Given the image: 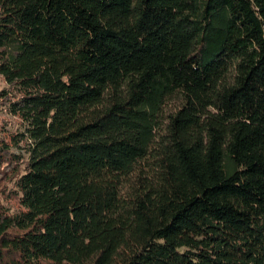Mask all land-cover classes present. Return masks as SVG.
<instances>
[{
	"label": "trees",
	"instance_id": "16d2710c",
	"mask_svg": "<svg viewBox=\"0 0 264 264\" xmlns=\"http://www.w3.org/2000/svg\"><path fill=\"white\" fill-rule=\"evenodd\" d=\"M0 78V264H264V0H0Z\"/></svg>",
	"mask_w": 264,
	"mask_h": 264
},
{
	"label": "rangeland",
	"instance_id": "374dc122",
	"mask_svg": "<svg viewBox=\"0 0 264 264\" xmlns=\"http://www.w3.org/2000/svg\"><path fill=\"white\" fill-rule=\"evenodd\" d=\"M3 86H5V82L0 78V88ZM16 127L17 124L15 123V119L8 115L3 109H0V133L3 130L13 131ZM14 152H17V150H14Z\"/></svg>",
	"mask_w": 264,
	"mask_h": 264
}]
</instances>
